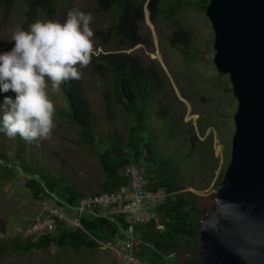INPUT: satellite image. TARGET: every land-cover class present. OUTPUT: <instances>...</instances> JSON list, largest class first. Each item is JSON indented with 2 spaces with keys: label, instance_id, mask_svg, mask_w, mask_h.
Here are the masks:
<instances>
[{
  "label": "rangeland",
  "instance_id": "374dc122",
  "mask_svg": "<svg viewBox=\"0 0 264 264\" xmlns=\"http://www.w3.org/2000/svg\"><path fill=\"white\" fill-rule=\"evenodd\" d=\"M51 1L55 9L51 18L38 12L29 17L28 22V7L23 0H16L9 9L1 8L0 51L12 47L9 41L16 25L27 29L37 19L63 22L72 8L90 13L93 17L92 56H98L105 48L119 49L117 42L104 47L96 37L98 32L108 30L116 22L118 11L115 8L109 13H102L98 11V0ZM182 1L187 4L170 19L166 18V8L171 0H164L163 12L155 20L151 19V12L146 5L144 20L139 23V34L145 42L126 52L138 58L142 66L155 71L164 82L158 99L153 100L154 115L149 121V135L153 144L147 151L155 153V158L160 161H169L167 169L157 176L179 177L182 182L178 183L190 187L191 191L210 196L215 194L230 164L231 144L235 134L233 117L237 101L229 91V77L220 74L215 66V35L206 11L196 5L195 2L199 0ZM177 29H182L189 35L187 46H181L179 42L178 45H172L171 40ZM80 71L83 73L93 110L103 119L106 118L103 86L87 74V69L81 68ZM47 91L55 111L63 112L60 108L64 107L65 114L68 109L61 90L54 91L51 82H48ZM159 98L166 99L173 106L174 113L183 121V128L194 126L199 138L194 149L190 143L183 141L181 133L169 137L170 124L156 115ZM57 113H54L55 127L50 139L29 143L19 136L10 139L3 134L0 137V152L4 153L12 165L18 162L29 165L35 171L43 169L56 176H63L75 187L88 189L90 193L87 195H91L93 191L100 192L104 177L96 156L88 151L87 146L79 144L75 128ZM112 128L119 138L126 137L125 127L120 119H117ZM101 129L104 130V137L113 134L110 132L112 129ZM19 145L21 150L18 159L15 158V151ZM157 179L155 176L150 184L158 182ZM24 184V177L20 175L13 181L0 180V239L24 234L41 211V200L33 196ZM0 264H113V259L109 252L101 249L61 251L53 248L49 252H34L17 257L6 255L0 258Z\"/></svg>",
  "mask_w": 264,
  "mask_h": 264
},
{
  "label": "trees",
  "instance_id": "16d2710c",
  "mask_svg": "<svg viewBox=\"0 0 264 264\" xmlns=\"http://www.w3.org/2000/svg\"><path fill=\"white\" fill-rule=\"evenodd\" d=\"M15 2L16 0H0V9H9ZM23 2L28 7L27 22L29 17L38 12L48 18L54 15L55 9L51 0ZM163 3L164 0H98L99 12L109 13L114 8L118 11L116 22L108 30L98 32L96 37L104 47L117 42L119 49L105 48L98 56H92L90 64L85 67L89 72L87 74L103 86L106 118L103 119L93 110L82 75L79 80H71L61 85V95L68 110L64 114L65 108L59 107L63 112H55L66 118L75 128L79 144L87 146L88 151L96 156L104 177L97 194L113 193L125 185L126 179L121 173L130 163L145 169L150 187L170 193L167 203L159 209L165 225L164 231L157 230L155 224L137 229V236L141 241L140 257L148 260L150 264H198L201 222L214 207L216 195H199L191 191L190 187L178 183L182 182L179 177L157 176L167 169L169 161H160L155 158V153L147 151L153 144L149 135V121L154 115L153 100L158 99L164 82L155 71L142 66L138 58L126 52L145 42L139 34V23L144 20V7L147 5L151 19L155 20L163 12ZM195 3L206 11L210 0H199ZM186 4L182 0H171L166 8V18L173 17ZM174 34L172 45L189 44V35L184 30L177 29ZM184 39L187 41L184 42ZM229 91L233 94L232 89ZM5 95L14 96V93L0 92V102ZM159 101L156 115L170 124L169 137L181 133L183 141L190 143L194 149L199 141L194 126L183 128V121L176 116L173 106L166 99L159 98ZM117 119L125 127L126 137L123 139L112 128ZM101 127L106 131L112 129L110 132L113 134L104 137ZM3 134L0 132V137ZM20 150L19 145L15 158L19 159ZM11 165L4 153L0 152V180L13 181L19 175L24 177L25 188L41 201L50 193L70 205H75L86 196L97 195H86L63 176H56L43 169L35 171L29 165L18 162ZM155 176L158 182L150 184ZM127 225L122 215L98 217L88 214L83 218V230L59 228L54 234L38 240L26 238L23 234L2 238L0 258L6 255L17 257L34 252H49L53 248L61 251H97L100 250L99 242L114 241L127 229Z\"/></svg>",
  "mask_w": 264,
  "mask_h": 264
},
{
  "label": "water",
  "instance_id": "95a60500",
  "mask_svg": "<svg viewBox=\"0 0 264 264\" xmlns=\"http://www.w3.org/2000/svg\"><path fill=\"white\" fill-rule=\"evenodd\" d=\"M206 15L237 110L230 164L201 222L198 264H264V0H210Z\"/></svg>",
  "mask_w": 264,
  "mask_h": 264
},
{
  "label": "clouds",
  "instance_id": "9594fccd",
  "mask_svg": "<svg viewBox=\"0 0 264 264\" xmlns=\"http://www.w3.org/2000/svg\"><path fill=\"white\" fill-rule=\"evenodd\" d=\"M92 15L70 9L63 22L37 19L12 30L9 50L0 51V132L26 142L51 138L55 107L47 87L81 78L93 55Z\"/></svg>",
  "mask_w": 264,
  "mask_h": 264
},
{
  "label": "built area",
  "instance_id": "2783aa9c",
  "mask_svg": "<svg viewBox=\"0 0 264 264\" xmlns=\"http://www.w3.org/2000/svg\"><path fill=\"white\" fill-rule=\"evenodd\" d=\"M121 175L126 179V184L116 192L86 196L75 205L48 193L41 201L40 213L23 236L38 240L54 234L59 228L83 230V218L88 214L98 217L122 215L128 224L127 229L114 241L99 242L100 249L109 252L115 264H150L140 257L141 241L137 229L155 224L157 230L164 231L165 225L159 209L167 203L170 193L150 187L145 169L138 164L126 165Z\"/></svg>",
  "mask_w": 264,
  "mask_h": 264
},
{
  "label": "crops",
  "instance_id": "0c3cea01",
  "mask_svg": "<svg viewBox=\"0 0 264 264\" xmlns=\"http://www.w3.org/2000/svg\"><path fill=\"white\" fill-rule=\"evenodd\" d=\"M88 188H91V187H88ZM80 189L83 193H85L86 195L90 193V191L88 189H82V188H78ZM100 189H101V184H100ZM95 191L92 192V194H97V193H94ZM99 193V192H98ZM111 255V254H110ZM112 256V255H111ZM112 259H113V264H115V261H114V258L112 256Z\"/></svg>",
  "mask_w": 264,
  "mask_h": 264
}]
</instances>
